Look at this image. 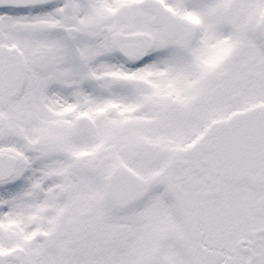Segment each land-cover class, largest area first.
<instances>
[{"label": "snow or ice", "instance_id": "1", "mask_svg": "<svg viewBox=\"0 0 264 264\" xmlns=\"http://www.w3.org/2000/svg\"><path fill=\"white\" fill-rule=\"evenodd\" d=\"M0 264H264V0H0Z\"/></svg>", "mask_w": 264, "mask_h": 264}]
</instances>
